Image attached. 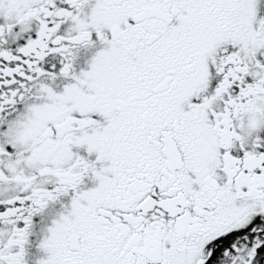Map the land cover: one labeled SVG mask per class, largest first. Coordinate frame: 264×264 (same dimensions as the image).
I'll return each instance as SVG.
<instances>
[{
    "label": "snow or ice",
    "instance_id": "obj_1",
    "mask_svg": "<svg viewBox=\"0 0 264 264\" xmlns=\"http://www.w3.org/2000/svg\"><path fill=\"white\" fill-rule=\"evenodd\" d=\"M0 264H264V0H0Z\"/></svg>",
    "mask_w": 264,
    "mask_h": 264
}]
</instances>
